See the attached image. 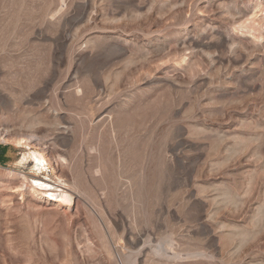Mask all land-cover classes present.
Wrapping results in <instances>:
<instances>
[{
    "label": "rangeland",
    "instance_id": "374dc122",
    "mask_svg": "<svg viewBox=\"0 0 264 264\" xmlns=\"http://www.w3.org/2000/svg\"><path fill=\"white\" fill-rule=\"evenodd\" d=\"M0 130V264H264V0H0Z\"/></svg>",
    "mask_w": 264,
    "mask_h": 264
},
{
    "label": "bare ground",
    "instance_id": "6f19581e",
    "mask_svg": "<svg viewBox=\"0 0 264 264\" xmlns=\"http://www.w3.org/2000/svg\"><path fill=\"white\" fill-rule=\"evenodd\" d=\"M6 135H5V132H1L0 130V139L2 141H4L5 143H8V140L5 138ZM15 144L20 146V145H26V140L24 139H18V140H15ZM33 162L36 163V167L38 169V172L42 173V171L45 169V164L47 165V160H45V156L42 154V153H33ZM43 169V170H42ZM32 181L34 182V184L36 185V187L40 188V189H49L47 192H49V194L51 196H54L56 198H63V196L65 195L64 191H60V193L58 195H56V192L54 191V189L56 187H52V185H50L46 180H41L39 177H35L34 178L32 177ZM53 189V190H52ZM42 191V190H41ZM55 192V193H53Z\"/></svg>",
    "mask_w": 264,
    "mask_h": 264
}]
</instances>
